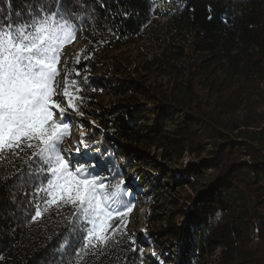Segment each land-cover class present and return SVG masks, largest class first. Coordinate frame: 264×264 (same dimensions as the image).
Segmentation results:
<instances>
[{"label":"trees","instance_id":"trees-1","mask_svg":"<svg viewBox=\"0 0 264 264\" xmlns=\"http://www.w3.org/2000/svg\"><path fill=\"white\" fill-rule=\"evenodd\" d=\"M75 3L79 7L73 15L78 19L87 15L88 20L77 24L75 38L60 48L55 87L63 79L70 93L81 88L83 103L68 112L65 122L70 129L73 125L88 128L75 116L78 111L97 120L99 127L84 139L98 174L115 176L106 181L109 184L126 179L131 208L137 189L147 186L153 213L147 215L141 235L130 226L127 215L126 231L107 245L97 246L92 240V247H86L80 238L73 252L71 247L61 248L69 233L53 239L66 226L72 209L45 206L46 193L37 189L46 188V181L34 186L9 184L0 187V264H264V102L252 100L264 84V0H106L108 8H101L100 0ZM30 4L31 0H0V17L11 15L19 26L23 18L17 14L26 12ZM124 9L131 18L122 22L116 13ZM159 16L185 42L168 52L177 59L197 54L195 61L183 66L180 75L185 81L176 84L171 96L156 92L155 85H146L137 76L124 75L113 63L112 53L146 35ZM78 39L81 48L68 59L65 51ZM167 45L174 47L165 40ZM100 68L111 71L99 75ZM196 80L207 85L213 101L210 112L197 105ZM57 102L67 108V102ZM70 137L71 132L64 134L62 149ZM129 141L173 153L207 142L212 147L208 168L191 169L190 197L165 198L168 182L157 189L149 179L150 170L130 166L128 159L137 161L133 155L139 151H132ZM77 147L84 149L80 143ZM35 151L26 140L18 157L0 151V185L24 167ZM140 164H146L144 158ZM41 168L39 162L28 165L32 172ZM155 194L159 200L153 198ZM13 195L15 203L10 200ZM37 206L42 216L32 222ZM118 225V218L111 220L105 235L111 236ZM134 246L139 249L135 253Z\"/></svg>","mask_w":264,"mask_h":264},{"label":"snow or ice","instance_id":"snow-or-ice-1","mask_svg":"<svg viewBox=\"0 0 264 264\" xmlns=\"http://www.w3.org/2000/svg\"><path fill=\"white\" fill-rule=\"evenodd\" d=\"M99 6L108 8L106 0H100ZM78 7L75 0L68 5L65 0H31L28 10L17 14L23 18L19 26L11 15L0 17V151L18 157L25 140L29 148H37L27 164L8 176L0 187L34 186L38 181H46V188L37 189L46 193L45 206H55L57 211L64 207L72 209L66 226L53 239L69 233L70 238L63 241L61 248L71 247L73 252L80 238L86 247H92V240L97 241V246L107 245L118 233L126 231L125 217L132 211L127 199L131 189L126 179L106 183L115 180V176L98 174V165L87 155L88 144L83 133L79 140L84 145L83 151L77 147L75 155H71L61 148L64 134L70 132V125L65 122L68 112L76 111L83 103L82 89L75 87L70 93L67 82L61 94L55 92L60 48L75 38L76 25L88 20L87 15L79 19L73 15ZM116 16L122 22L131 18L127 9L122 13L117 11ZM80 63L78 58L76 64ZM76 75L81 73L77 71ZM64 98L67 108L57 102ZM57 115L59 120L55 118ZM88 159H92L91 164L87 163ZM34 162L42 165L40 172L28 170V165L34 166ZM15 199V195L10 197L13 203ZM14 215L9 212V216ZM41 216L37 206L30 219L36 222ZM116 218L120 225L111 230V236L105 235L110 221ZM132 243L135 245L134 240ZM138 250L135 246L131 249L133 253Z\"/></svg>","mask_w":264,"mask_h":264},{"label":"rangeland","instance_id":"rangeland-1","mask_svg":"<svg viewBox=\"0 0 264 264\" xmlns=\"http://www.w3.org/2000/svg\"><path fill=\"white\" fill-rule=\"evenodd\" d=\"M165 40H169L174 47L169 45L165 47ZM184 43L182 36L175 35L170 30L165 17L159 16L152 20L150 29L146 35L133 42L124 44L121 50L112 53L115 56L113 63L124 75L137 76L144 80L146 85H155L157 87L156 92H163L171 96L176 84L180 81H185V76L180 75V71H183V66L191 64L197 59L195 57L197 54L193 53H188L187 58L177 59L175 55L168 52L170 48L178 50L177 46H182ZM81 44V41L78 39L65 51L68 59H73L77 50L81 48ZM64 60L65 57L63 58V62ZM166 62L174 67H167ZM110 71L108 68H100L97 74L104 75ZM196 82L199 83L197 84L199 89L196 91L199 95L197 97V105L203 110L208 112L212 111L213 101L206 89L207 85L203 83L204 81L196 80ZM65 86L66 82L63 79H58L55 87L56 94H61ZM60 100L67 102L66 99ZM252 100H254L255 104L264 102V84L260 85L255 95L252 96ZM101 101L105 103L107 99L105 98ZM80 113L78 111L74 114L80 121L82 120V122L86 123L88 128L80 125H73L71 127V137L62 143L67 154L74 155L76 153L75 145L79 143L81 133L91 136L94 131L93 128L99 127L96 119L88 118L84 114L81 116ZM127 144L132 148V151H139V153H136L137 155H133L136 156L137 161L128 159L130 166L134 168L136 164H139L150 170L151 175L149 179L152 180L151 183L157 189L161 184L168 182L169 186L164 189L163 196L165 198H177L180 200L190 197L193 194L190 185L192 182L190 171L194 167L200 170L208 168L211 154L210 150L212 148L207 142H203L196 148H188L181 153H173L151 144L138 145L133 141H129ZM142 158L145 159L146 164H140ZM148 191L150 190L147 186L137 189L135 203L132 206V211L128 213L129 224L136 228L138 235L143 233L147 215L153 213L151 203L148 199ZM153 198L159 200L156 194ZM159 224L160 222L154 224L153 227H157ZM145 253L150 254L147 250Z\"/></svg>","mask_w":264,"mask_h":264}]
</instances>
